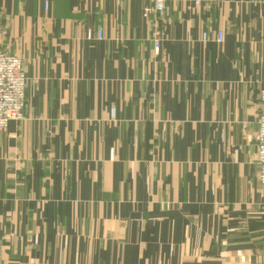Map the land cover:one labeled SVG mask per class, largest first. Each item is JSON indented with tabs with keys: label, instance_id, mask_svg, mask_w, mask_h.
<instances>
[{
	"label": "crops",
	"instance_id": "1",
	"mask_svg": "<svg viewBox=\"0 0 264 264\" xmlns=\"http://www.w3.org/2000/svg\"><path fill=\"white\" fill-rule=\"evenodd\" d=\"M152 5L0 0L28 78L0 131V264H264V0H167L158 25Z\"/></svg>",
	"mask_w": 264,
	"mask_h": 264
},
{
	"label": "built area",
	"instance_id": "2",
	"mask_svg": "<svg viewBox=\"0 0 264 264\" xmlns=\"http://www.w3.org/2000/svg\"><path fill=\"white\" fill-rule=\"evenodd\" d=\"M155 16L154 23L158 25L159 20H164L169 15L167 0H153L152 7L144 12V17ZM158 28V27H157ZM155 28L153 43L155 50L161 48L162 33L159 28ZM0 35H5V30L0 29ZM94 36L90 32L88 38ZM104 33L99 30L96 39L102 40ZM202 39L209 40L208 34H203ZM224 41V32H219L215 42L222 44ZM28 78L26 76L22 60L6 53H0V131L8 128L11 122L22 121L25 118V109L27 105L26 89ZM261 105L258 116L257 133V164L259 167L258 181L264 186V88L259 92Z\"/></svg>",
	"mask_w": 264,
	"mask_h": 264
},
{
	"label": "rangeland",
	"instance_id": "3",
	"mask_svg": "<svg viewBox=\"0 0 264 264\" xmlns=\"http://www.w3.org/2000/svg\"><path fill=\"white\" fill-rule=\"evenodd\" d=\"M0 29L4 30L2 27H0ZM6 34V32H5ZM205 34V33H204ZM1 37L5 36V35H0ZM203 36V35H202ZM154 44V43H153ZM154 49H155V46H154ZM156 51V50H155ZM157 52V51H156ZM159 52V51H158ZM18 57V56H17ZM21 59V58H20ZM23 62V61H22ZM263 89V88H262ZM262 186V185H261ZM264 187V186H263Z\"/></svg>",
	"mask_w": 264,
	"mask_h": 264
}]
</instances>
